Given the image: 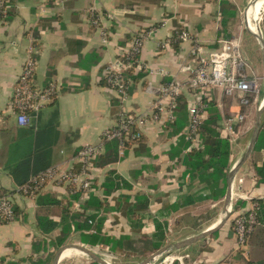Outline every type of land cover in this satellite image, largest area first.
<instances>
[{
  "label": "crops",
  "instance_id": "1",
  "mask_svg": "<svg viewBox=\"0 0 264 264\" xmlns=\"http://www.w3.org/2000/svg\"><path fill=\"white\" fill-rule=\"evenodd\" d=\"M252 1L243 11L244 0H10V19L0 24V195L12 199L17 214L13 222L0 220V264H35L39 256L46 257L45 252L35 253L34 244L42 236L37 228L38 211L44 205L49 208L51 201L72 213L85 212L90 193L105 202L99 214L105 218L102 236L110 243L90 247L82 241L89 234L85 232L73 233L68 244L83 245L111 264H140L151 256L154 252L144 242L156 233L155 221L164 226L168 244L192 238L222 218L226 194L214 200L206 184L192 180L188 172L193 149L205 148L202 137L196 142L187 136L188 106L197 98L215 103L221 116L217 132L230 143V172L250 143L264 101V86L259 101L243 105L238 93L227 96L221 88L190 89L188 67L196 65L194 51L207 58L219 48L220 39L229 38L238 40L251 74L261 75L254 59L256 48L261 50L258 39L247 23L248 31L236 27ZM153 28L155 33L144 42L139 56L138 72L145 76L122 102L103 79L108 71L121 67L120 52L134 37ZM182 33L189 39L179 41ZM29 48L35 51L36 85L45 88L52 84L56 93L52 102L32 114L30 125L22 127L10 103ZM173 81L183 85L175 123L147 124L141 140L122 157L118 154L117 162L103 166L97 161L95 189L90 193L74 200L77 193L69 186L47 184L31 198L14 181L11 172L17 162L47 165L60 172L77 169L81 149L100 144L103 134L117 123L122 108L132 115L146 113L156 101V89ZM238 116H244V121L239 122ZM207 118L208 114L204 121ZM232 118L233 124H228ZM228 125L235 134L225 129ZM113 142L105 144V154ZM251 160L252 155L234 179L236 217L251 211L257 200H264V180L256 173V167L264 164V149L256 163ZM110 173L119 186L107 193ZM51 219L60 221L57 215ZM229 220L219 232L195 243L193 260L197 264H228L230 260L245 264L244 252H234L236 233ZM138 223L143 226L134 228ZM60 231L58 228L55 235ZM122 239L126 241L120 247L111 243ZM244 250L248 253V246ZM93 263L74 250L65 251L58 262Z\"/></svg>",
  "mask_w": 264,
  "mask_h": 264
},
{
  "label": "built area",
  "instance_id": "2",
  "mask_svg": "<svg viewBox=\"0 0 264 264\" xmlns=\"http://www.w3.org/2000/svg\"><path fill=\"white\" fill-rule=\"evenodd\" d=\"M64 1V0H61ZM9 0H0V24L6 23ZM112 17V16H110ZM94 24L97 21L93 22ZM264 40V25L260 27ZM155 33V29L137 34L130 46L120 52V56L131 61L137 58L142 52L144 42ZM179 41L189 39L187 33L179 35ZM219 48L212 52L209 57L200 56L197 51L193 56L198 59L194 67H188L190 77L188 87L194 91H206L212 88H221L227 96L236 93L241 94V103L249 105L251 101H259L263 94V75H255L250 72V65L244 57L237 39L222 38L219 40ZM198 54V55H197ZM35 51L29 48L22 72L17 80L11 99V109L16 113L17 123L22 126H29L32 114H38L43 107L52 102L56 88L50 85L41 88L35 83L36 60ZM122 62L121 58L119 59ZM126 66L116 67L108 71L106 78L108 87L112 88L122 102H125L130 95V86L124 81L123 71ZM183 85L179 81H173L156 89V101L146 113L142 115L128 114L124 108L120 111L117 123L107 130L102 137L100 144L85 145L78 154V168L68 172H60L57 168H49L33 177L29 183L21 187L23 194L33 198L47 184L56 186H69L75 193H90L94 190V170L96 162L105 154V144L116 141L118 143V154L122 157L126 149L141 140L143 128L147 124L170 125L176 121V110L182 96ZM210 100H207L209 102ZM262 105V102H261ZM207 104L197 98L188 106L189 125L187 136L193 141L201 140V127L206 117ZM239 122L244 121V116L237 117ZM233 118L228 124H233ZM231 135L235 134L232 125L225 128ZM257 205L246 214L238 216L234 221L237 249L234 252H244L248 240L258 224L255 210ZM0 218L7 223L16 219L14 204L9 196H0ZM92 223V222H90ZM247 259V258H246ZM154 264H197L187 251H174L161 256ZM228 264H235L230 260Z\"/></svg>",
  "mask_w": 264,
  "mask_h": 264
},
{
  "label": "trees",
  "instance_id": "3",
  "mask_svg": "<svg viewBox=\"0 0 264 264\" xmlns=\"http://www.w3.org/2000/svg\"><path fill=\"white\" fill-rule=\"evenodd\" d=\"M10 16L11 9L8 10L6 20H8V18L10 19ZM121 60L122 65H131L126 66L123 71V77L124 81L129 84L130 89L132 90L134 84L144 78V72H138L139 64L137 58H133L131 61H129L126 58L121 57ZM103 83L108 86L106 77L103 79ZM204 102L207 104L206 113L208 114V118L203 122L200 133L201 137L203 138L205 148L203 151L193 149L191 156L193 161L188 163V172L192 180L198 179L202 184H206V188L211 193L210 196L214 200H217L224 197L227 191V177L231 166V148L230 143L221 139L220 134L217 132L218 124L221 121V116L216 109L215 103L212 101L207 102V100H204ZM263 149L264 119L262 121L260 136L252 153L251 161L253 163H256V161L259 160V154ZM106 151L107 154L101 156L99 159L103 166L106 164L115 163L119 160L117 142L109 144ZM47 168V165L39 166L38 163L35 164V166H32L30 162H17L14 164L11 173L16 184L21 187L29 182V179L33 174L47 170ZM256 173L262 178V180H264V164L261 167H256ZM118 186L119 182L117 181V178L114 177L113 173H110L106 183L107 193H111ZM82 194L83 192H78L74 196V200H78ZM256 203L257 209L255 210V215L258 224L252 232L247 243L249 258L245 261V264H264V200H257ZM50 206L53 208H50ZM104 206L105 202L95 197L93 193L89 194L88 201L84 206L85 212L83 213H72L67 208L61 210L58 206V203H55L54 201H51V203L48 204L49 208H46V205L41 206L38 211L37 228L43 237L41 236L37 238L36 243L34 244V251L38 255H40L41 252H45L46 257L43 258L39 256L35 264H52L59 250L70 242V238L73 233L84 234L85 232H88V236L83 237L82 241L90 247H95L100 244L108 245L110 241L102 236L105 218L100 217L99 214L100 210L103 209ZM238 208L239 207L235 208L229 223L232 222L234 224V221L237 218L236 212ZM144 209H146V205ZM14 210L16 213L15 207ZM91 210L95 212L93 214L87 213ZM52 215L59 216L60 221L58 223L54 222L51 219ZM0 220L7 223L1 218ZM155 223L156 233L144 242V246L146 248L150 247L152 252H156L167 245L164 226L157 221H155ZM133 226L134 228H140L143 226V224L138 223ZM58 228L61 229L60 234L55 235V232ZM124 241L126 240L122 239L119 241H111V243L120 247ZM52 248L54 251L51 252L50 249ZM111 248H113V246H111Z\"/></svg>",
  "mask_w": 264,
  "mask_h": 264
},
{
  "label": "water",
  "instance_id": "4",
  "mask_svg": "<svg viewBox=\"0 0 264 264\" xmlns=\"http://www.w3.org/2000/svg\"><path fill=\"white\" fill-rule=\"evenodd\" d=\"M258 0H253L251 5L254 4V6L257 5ZM258 25V32H253L254 36L258 39V42L260 44L261 47V51H262V58H263V77H264V40L262 37V33H261V28ZM251 31V29H250ZM264 86V85H263ZM264 113V101L262 106L260 107L258 113H257V119L255 122V126H254V130L252 133V137L250 140V143L247 147V149L245 150L243 156L241 157V159L234 165V167L231 169V171L228 174V188H227V193H226V208H225V212L222 216V218L215 224L213 225L211 228H209L208 230L183 241H179L176 243H172V244H168L164 247H162L161 249H159L158 251L154 252L151 256H149L146 260H144L143 262H141L140 264H154L161 256H163L166 253H169L171 251H180V250H184L186 248H189L190 246L194 245L195 243L204 240L212 235H214L215 233L219 232L228 222V220L231 217V214L234 210L233 208V183H234V179L236 177V175L238 174L239 170L248 162V160L250 159L255 146L257 144L260 132H261V127H262V116ZM68 250H74V251H78L83 253L84 255L88 256L93 262L97 263V264H111L109 263L107 260H105L104 258H102L101 256H99L98 254H96L94 251H92L91 249L83 246V245H79V244H75V243H70V244H66L65 246H63L59 252L56 254L52 264H58L60 258L62 257L63 253L65 251Z\"/></svg>",
  "mask_w": 264,
  "mask_h": 264
},
{
  "label": "rangeland",
  "instance_id": "5",
  "mask_svg": "<svg viewBox=\"0 0 264 264\" xmlns=\"http://www.w3.org/2000/svg\"><path fill=\"white\" fill-rule=\"evenodd\" d=\"M250 3V0H244V3H242L241 4V8L240 9H244L243 11H245V8H246V6L248 5ZM249 8H247V10H248ZM246 10V11H247ZM246 13V12H245ZM245 13H243L244 15H245ZM244 15H242V17H239L238 18V23L236 24V27H243L244 29L246 28V31H248V29H247V26H246V23H245V17H244ZM264 25V12H263V14H262V16H261V20H260V22H259V26L261 27V26H263ZM244 44L246 45V39H244ZM243 45V44H242ZM254 59H255V62H256V64H257V67H258V69L259 70H261L260 71V73H261V75L263 74L262 73V71H263V64H262V58H261V50H260V48H256V53H255V57H254ZM254 62V61H253ZM172 243H176V241L175 242H169L168 244H172ZM167 244V245H168ZM197 244V243H196ZM196 244H194V245H192V246H190L189 248H186V249H184V250H181V251H187V252H189V254H191L192 253V259H193V255H194V253L197 251V245ZM172 252H174V251H171V252H169V253H172ZM169 253H166V254H169ZM249 257H248V255H247V259H248Z\"/></svg>",
  "mask_w": 264,
  "mask_h": 264
},
{
  "label": "bare ground",
  "instance_id": "6",
  "mask_svg": "<svg viewBox=\"0 0 264 264\" xmlns=\"http://www.w3.org/2000/svg\"><path fill=\"white\" fill-rule=\"evenodd\" d=\"M264 12V0H258L257 5L254 6L251 5L249 9L246 11L244 17H245V23H247L248 27L253 32H258V23L261 19V13Z\"/></svg>",
  "mask_w": 264,
  "mask_h": 264
}]
</instances>
